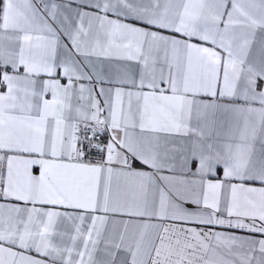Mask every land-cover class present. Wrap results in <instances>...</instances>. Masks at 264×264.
Wrapping results in <instances>:
<instances>
[{"label":"snow or ice","instance_id":"snow-or-ice-1","mask_svg":"<svg viewBox=\"0 0 264 264\" xmlns=\"http://www.w3.org/2000/svg\"><path fill=\"white\" fill-rule=\"evenodd\" d=\"M0 264H264V0H0Z\"/></svg>","mask_w":264,"mask_h":264}]
</instances>
